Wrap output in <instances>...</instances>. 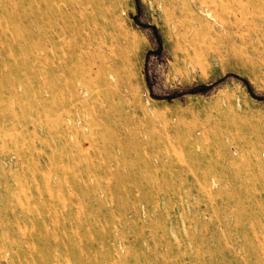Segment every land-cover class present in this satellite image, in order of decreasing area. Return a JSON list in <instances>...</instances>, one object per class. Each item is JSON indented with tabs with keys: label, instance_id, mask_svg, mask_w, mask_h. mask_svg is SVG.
<instances>
[{
	"label": "rangeland",
	"instance_id": "1",
	"mask_svg": "<svg viewBox=\"0 0 264 264\" xmlns=\"http://www.w3.org/2000/svg\"><path fill=\"white\" fill-rule=\"evenodd\" d=\"M118 46L124 135L70 92ZM28 256L264 264V0H0V264Z\"/></svg>",
	"mask_w": 264,
	"mask_h": 264
},
{
	"label": "bare ground",
	"instance_id": "2",
	"mask_svg": "<svg viewBox=\"0 0 264 264\" xmlns=\"http://www.w3.org/2000/svg\"><path fill=\"white\" fill-rule=\"evenodd\" d=\"M211 13L212 12L208 11V14ZM179 37L189 41L191 44L197 39V36L190 31H188V34L185 36L178 34L177 38L179 39ZM188 37L190 38L189 40ZM125 44L132 48H138L139 45L137 41L131 40H127ZM118 50L119 46L112 48L108 58H105V55L103 56L100 52L96 53L94 60L99 64L101 69H104V72L102 71L99 73V70H96V81L87 83L81 87L71 85L70 92L76 94L77 103L80 105L83 106L89 103L101 123L105 124L111 132L115 131L124 135L126 127L129 126L130 123L134 124L136 122L140 124L141 122H137L139 121L137 118L139 119L140 114H144L145 116V113L144 110L141 109L142 106H140V89L137 87L138 78L134 73L133 62L136 59V53L133 51L129 53L127 57H119L117 53L120 52V50ZM185 53H187V51ZM108 75L113 76L117 88L109 90L108 92H94V89H100L102 86L109 87L112 84L113 81L109 80ZM114 101H118V103H114ZM123 103L127 106L128 111L122 107ZM67 122L71 123L72 128L76 130L77 120L69 116ZM238 130L241 133L243 132V130ZM14 243L9 246L10 252L12 251L14 255H17L20 250H13ZM29 248H31V244H29ZM38 259V257L28 256V264H40V260L38 261Z\"/></svg>",
	"mask_w": 264,
	"mask_h": 264
}]
</instances>
